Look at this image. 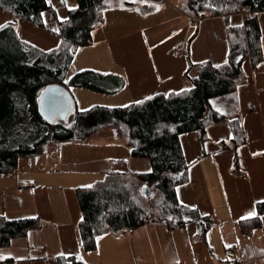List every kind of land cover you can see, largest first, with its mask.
I'll return each mask as SVG.
<instances>
[{"label":"crops","instance_id":"obj_1","mask_svg":"<svg viewBox=\"0 0 264 264\" xmlns=\"http://www.w3.org/2000/svg\"><path fill=\"white\" fill-rule=\"evenodd\" d=\"M141 1L150 5L148 12L108 9L102 25L92 32V43L75 49L71 76L95 70L113 74L110 83L117 77L125 80L115 93L71 86L79 110L126 106L185 89L189 61L223 63L228 54L227 24L242 26L246 21L240 10L228 19L195 17L182 11L178 0ZM47 2L59 20L67 19L69 10L78 5V0ZM258 17L264 54V11ZM6 23H17L19 38L42 51L56 49L61 42L49 11L43 13L40 26L0 8V27ZM243 69L246 82L236 94L212 100L227 115L207 127V139L198 130L180 136L189 168L188 180L176 192L181 203L213 217L205 238L197 236L193 221L175 229L146 224L121 237L99 236L95 250L82 247L76 189L102 179L114 167L138 172L152 168L149 158L132 155L127 128L121 138L116 127L108 125L105 130L103 125L92 134L99 135L97 140L90 136L85 142L54 143L52 153L48 148L40 156L21 159L15 172L0 174V213L44 221L40 228L1 246L0 264H57L60 255H77L87 264H264V214L254 227L239 222L255 217L256 203L264 200V58L257 68L245 59ZM234 118L244 128L246 142L237 150L223 149L221 142L233 138ZM236 156L244 175L232 170ZM40 161L47 167L38 168Z\"/></svg>","mask_w":264,"mask_h":264},{"label":"trees","instance_id":"obj_2","mask_svg":"<svg viewBox=\"0 0 264 264\" xmlns=\"http://www.w3.org/2000/svg\"><path fill=\"white\" fill-rule=\"evenodd\" d=\"M149 6L141 0H78V5L69 10L68 18L59 20L47 0H0V8L40 26L43 13L49 11L56 19L61 38L58 48L42 51L19 38L17 23L0 27V174L15 172L22 158L44 154L51 143L85 142L106 124L126 125L132 155L151 161L150 171L114 167L91 187L76 189L82 212L81 245L88 251L96 249L97 238L103 234L121 237L146 224L175 229L193 221L198 228L197 236L206 237L213 217L201 216L195 207L181 203L177 196L176 188L188 180L189 168L180 136L198 130L205 141L207 127L227 115L212 100L221 95H235L246 82L245 59L250 58L257 68L264 58L258 17L264 11V0H178L180 9L195 17L223 15L228 19L240 8L249 7L251 15L244 25L227 24L228 54L223 63L190 60L186 71L189 86L181 91L158 93L126 106L94 105L79 110L76 104L72 122H68L69 118L55 123L45 121L37 100L42 89L50 84L64 85L69 91L76 86L103 93H115L124 86V78L117 77L110 83L108 79L113 74L95 70L77 71L68 82L65 76L72 66L75 49L92 43V32L102 25L108 9H137L145 13ZM230 123L233 138L222 141L221 147L237 150L246 142V133L238 119ZM232 170L244 175L237 156ZM134 178L144 184L145 191L160 193L154 207L138 201L131 187ZM256 210L255 217L239 222L251 227L261 224L264 200L256 203ZM43 224L38 216L7 218L0 213V247ZM56 263L87 264L77 255L57 256Z\"/></svg>","mask_w":264,"mask_h":264},{"label":"water","instance_id":"obj_3","mask_svg":"<svg viewBox=\"0 0 264 264\" xmlns=\"http://www.w3.org/2000/svg\"><path fill=\"white\" fill-rule=\"evenodd\" d=\"M37 101L39 112L48 123L66 121L76 109V102L71 92L60 84L46 86L40 92Z\"/></svg>","mask_w":264,"mask_h":264},{"label":"rangeland","instance_id":"obj_4","mask_svg":"<svg viewBox=\"0 0 264 264\" xmlns=\"http://www.w3.org/2000/svg\"><path fill=\"white\" fill-rule=\"evenodd\" d=\"M70 76H71V73L69 72L68 73V76H67V79ZM220 97L221 96H219L218 98H220ZM73 118H74V115H71L69 117V119H68V122H72L73 121ZM109 126H111V125H109ZM109 126H108V124H106L105 130H108ZM112 127H116V129L119 132V137L122 138L123 137V134H124V131L126 130V125H124L122 123H119V124L114 125V126L112 125ZM109 134H111V133L109 132ZM91 138H94V139L97 140V139H99V135H94ZM55 149H56V144L51 143L50 146H49V150L47 152L48 153H52ZM22 159L27 160V158H22ZM43 162L44 161H40V163L38 165L39 166L38 168H42L43 169V168H46L47 167V164L48 163L47 162L46 163H43ZM131 187H132L133 193L135 194L136 198L138 199V201L143 206H146V207H154L156 205L157 201L159 200V196H160V193L159 192H157V191H155V192L154 191H150V192L145 191L144 184L140 180H137L136 178H134V180L131 182Z\"/></svg>","mask_w":264,"mask_h":264},{"label":"built area","instance_id":"obj_5","mask_svg":"<svg viewBox=\"0 0 264 264\" xmlns=\"http://www.w3.org/2000/svg\"><path fill=\"white\" fill-rule=\"evenodd\" d=\"M240 11H242L246 15V19L249 18L251 15V11H250L249 7H242V8H240Z\"/></svg>","mask_w":264,"mask_h":264},{"label":"snow or ice","instance_id":"obj_6","mask_svg":"<svg viewBox=\"0 0 264 264\" xmlns=\"http://www.w3.org/2000/svg\"><path fill=\"white\" fill-rule=\"evenodd\" d=\"M7 25H4V27H6ZM88 187H91V185H89ZM254 214V213H253ZM0 258H2V257H0Z\"/></svg>","mask_w":264,"mask_h":264},{"label":"bare ground","instance_id":"obj_7","mask_svg":"<svg viewBox=\"0 0 264 264\" xmlns=\"http://www.w3.org/2000/svg\"><path fill=\"white\" fill-rule=\"evenodd\" d=\"M109 80V79H108ZM108 85V84H107Z\"/></svg>","mask_w":264,"mask_h":264}]
</instances>
